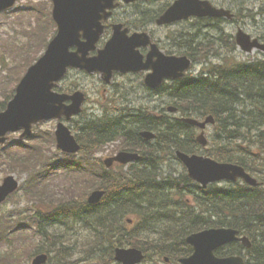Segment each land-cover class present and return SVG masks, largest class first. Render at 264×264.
I'll return each instance as SVG.
<instances>
[{"label":"trees","instance_id":"obj_1","mask_svg":"<svg viewBox=\"0 0 264 264\" xmlns=\"http://www.w3.org/2000/svg\"><path fill=\"white\" fill-rule=\"evenodd\" d=\"M167 6L169 3L161 7V12L150 13V21ZM262 10L256 15L264 16ZM237 20L236 15L234 21ZM196 21L205 24L204 20ZM221 22L218 19L206 24L213 25L216 34L204 32L193 36L181 30L169 36L182 53L195 63L200 61L204 70L197 76L189 73L165 84L161 93L171 97L183 116H214L216 131L211 135L206 154L260 172L264 163V57L237 61L231 56L236 50L235 42L225 34ZM45 43L46 40L42 41L41 47ZM218 47L223 51L216 52ZM211 56L216 60H211ZM32 61L28 59L26 64ZM11 97L7 94L6 101ZM6 101L0 102V110ZM248 104L253 105L250 110L245 109ZM119 106L101 116L76 122L77 137L82 144L79 160L62 161L49 154L46 150L55 141L50 131H40L30 140L18 142L17 147L0 149V168H16L27 174L21 187L27 200L24 207L0 215V264L16 260V253L4 248L12 242L13 232L24 227L25 213L32 214L30 217H34L37 231L44 238L39 248L52 253L50 264H58L74 246L65 245L69 237L81 231L90 237L84 242L90 264H119L114 261V248L125 245L147 251L143 264L163 263L148 253L150 249L159 256H167L165 259L169 258L172 264H179V257L193 251L186 243L190 232L219 226L237 228L254 242L250 249L238 242L229 244L217 251L219 255L245 253L247 264H264V245L256 238L264 229V182L258 187L238 183L201 188L187 174L171 180L162 176L158 179L154 161L161 158L162 151L200 149L196 129L164 110L159 117L148 107H138L137 111L142 113L131 114L133 110L128 105ZM146 128L159 132L156 144L139 136V131ZM221 139H224L222 147L215 152L213 145ZM116 142L125 149L141 152V160L127 167L106 169L95 158V152ZM60 169L77 173L62 182L51 178V172ZM95 188L105 189L106 195L98 204H90L87 195ZM190 195L196 201L193 206L187 200ZM128 218L133 219L132 225ZM261 234L264 236V232Z\"/></svg>","mask_w":264,"mask_h":264},{"label":"water","instance_id":"obj_2","mask_svg":"<svg viewBox=\"0 0 264 264\" xmlns=\"http://www.w3.org/2000/svg\"><path fill=\"white\" fill-rule=\"evenodd\" d=\"M16 0H0V10L12 6ZM126 2L134 0H125ZM54 18L59 24V33L51 41L46 53L40 60L31 66L17 87L14 99L9 103L7 109L0 113V143L6 140L3 137L7 132L23 127L25 132L22 136L31 133L32 124L40 120L61 118L65 116L68 120L74 114L81 112V105L85 95L77 91L74 94H60L52 91L66 73L69 66L85 69L88 72L101 71L105 81L109 82L113 71L121 72L139 71L152 68L153 73L148 75L147 83L156 87L165 78H177L183 76L190 67L191 61L187 57L167 56L159 50L157 45L152 44V55L158 56L155 63L140 64L136 48L142 44L151 43L147 33L135 34L127 37V29L121 30L123 25L114 27V36L106 48L98 56L89 57V51L95 48L96 40L103 31L100 23L102 15L107 8L114 7V0H54ZM192 15L197 16H226L231 18L229 10L218 9L209 1L204 0H176L175 3L157 20L158 24L172 23L186 19ZM97 28V31L94 29ZM85 33L81 34V31ZM81 37L87 39L82 41ZM237 41L246 51L254 47L264 48L257 39L251 40L250 35L239 30ZM78 47V51L72 52L70 48ZM71 101L67 105L65 102ZM191 124L204 128L206 123L213 122L208 117L204 122L188 119ZM59 148L67 152H76L80 149L69 129L63 124L58 125L56 132ZM147 138L153 137L150 132L143 133ZM203 144L206 143L204 134L199 137ZM178 156L189 170L191 178L198 180L204 186L209 182L244 178L248 183L256 185L257 181L246 173L242 166L232 163H218L210 158L198 155H188L178 151ZM137 154L120 152L118 156L109 158L105 162L111 165L115 160L127 163L138 159ZM18 187L14 176H8L0 184V203ZM104 195V191H95L89 201L98 202ZM237 230L220 228L208 229L188 237V243L194 246V253L186 258L180 259L182 264H245L242 257L230 256L219 258L214 255V250L219 246L238 239ZM248 246L250 243L242 238ZM115 259L122 264H138L144 259V254L137 248L118 249ZM47 260V255L37 256L33 263L42 264Z\"/></svg>","mask_w":264,"mask_h":264},{"label":"rangeland","instance_id":"obj_3","mask_svg":"<svg viewBox=\"0 0 264 264\" xmlns=\"http://www.w3.org/2000/svg\"><path fill=\"white\" fill-rule=\"evenodd\" d=\"M173 0H161L160 2H150L149 8L152 9L150 12L158 11L162 5L171 2ZM213 3L217 5H221L222 1L228 3V7L232 9L238 16L237 22H232L230 20H225L221 22V27L223 28L225 34L230 35L234 40L235 35L239 29H243L245 32L249 33L253 37H259L263 42L264 39L261 36H264V16L256 15L260 12L263 7L264 11V0H211ZM233 1V2H232ZM40 2H45V9L49 10V0H20L17 4L19 6L24 7L25 5L37 4ZM242 2V3H241ZM235 4V6H234ZM249 4V5H248ZM126 12H128L126 10ZM18 15L15 14H5L0 16V102L4 100V93L9 94L11 89L14 86L15 78L17 77V73L22 71L24 65L18 64L14 65V58L16 57V53H20L22 48L25 47L27 49V44L30 41V31H33L34 28L37 29V23L34 19V16L31 17V21H29V13H20ZM248 16V17H247ZM213 23V22H211ZM260 23V24H259ZM213 25H206L202 23H195L194 20H188L185 22H181L179 24L170 26V27H158L155 24H150L149 29L155 32V38L160 40L161 46H164L166 49L171 51L174 54L179 53L181 50L178 46L171 45L169 39L165 36L171 32H175L177 29H183V31L189 32L190 34L200 35L204 32H210L212 34H216V31L212 29ZM209 36L207 35V38ZM169 38V37H168ZM202 38V37H201ZM41 41L36 45H32L33 51H31V55L25 59V63L28 59L33 60L39 54L38 51L41 49ZM179 45H183V43H179ZM222 47H218L216 52H222ZM233 56V55H231ZM264 51L260 49H255L253 52H245L238 47L234 57L237 61L245 62L247 60H252L255 57H263ZM8 66L11 68L8 69ZM201 64L198 63L195 65V71H199L201 68ZM142 77L139 75L135 76H117L114 78L113 83L110 85L104 84L99 75L93 77H85L82 74H76L72 72L67 77V84L76 83L80 86V89H83L88 94V101L85 103V114L83 118H91L95 115H102L105 111H112L114 106H126L129 105L131 107H139V106H151L157 107L158 111H160L164 107H168L170 105L171 100L166 95H158L157 93L151 92L141 83ZM175 85V84H174ZM120 107V106H119ZM247 110L253 107V105L248 104L245 106ZM242 109V108H241ZM241 109L238 110V114H241ZM141 114L142 111H135L131 114ZM166 113H169L166 111ZM114 114V113H110ZM76 119H80V117H76ZM57 120L47 121L41 124L40 129L49 130L50 132H54ZM71 126H74V121L70 122ZM235 128V127H230ZM74 131V129H73ZM216 131L215 126L209 127L207 130V136L210 139V135ZM75 132V131H74ZM196 133H200V129H196ZM19 134H15L14 138L10 139V141L15 142L18 139ZM224 139H221L218 143H215L213 146L215 152H217L220 147H222ZM49 146V145H48ZM53 148L52 146H49ZM118 146H114L113 144L110 146H106L100 151L95 153V156L100 159H104L111 155H114ZM52 150L51 153H53ZM158 158V157H157ZM167 165V166H166ZM153 168L156 176H162L163 178H168L171 180L174 177L182 178V175L186 174V167L181 160H179L175 156V152L171 153L170 151H162L161 158H158V161H154ZM16 173H21L20 170L16 168H12ZM263 169V170H262ZM132 170V168H130ZM261 176L264 178V163H261ZM6 172L0 170V182L5 177ZM21 177L24 179L25 176L21 174ZM264 182V181H263ZM243 184L244 181H239L237 183H224L219 186H226L229 184ZM264 187V185H263ZM23 194L20 192L16 199H22ZM14 207V202H9L2 209H12ZM3 211L1 210L0 213ZM30 220V219H29ZM29 220L27 222H29ZM27 226L28 224L25 223ZM30 226H35L36 224L33 221L29 222ZM21 235V241L16 238L18 242L15 243L14 250L18 249V245L20 244L23 248V252L20 257H27V252H30L34 249L37 243L41 240V237L35 233L34 229L27 230L26 227L24 232ZM70 239L66 243V239L63 240L62 243H66L65 245H74L71 249L67 250L65 256L60 258L63 260L65 257L69 262H73L74 264H90L89 260V252L84 248V242L90 237L85 234V232L81 231L75 236L69 237ZM25 245V246H24ZM128 245H125L126 247ZM115 249V248H114ZM98 251V250H97ZM147 252L146 250H143ZM99 252V251H98ZM115 252V251H114ZM148 253L157 260H164L167 256H159L154 253L153 249L148 250ZM96 255V253H93ZM24 261V260H22Z\"/></svg>","mask_w":264,"mask_h":264},{"label":"bare ground","instance_id":"obj_4","mask_svg":"<svg viewBox=\"0 0 264 264\" xmlns=\"http://www.w3.org/2000/svg\"><path fill=\"white\" fill-rule=\"evenodd\" d=\"M233 2V1H232ZM242 3V2H241ZM249 5V4H248ZM234 6H235V4H234ZM261 15V14H260ZM248 17V16H247ZM264 18V17H263ZM260 24V23H259ZM263 25H264V23H263ZM264 27V26H263ZM264 33V32H263ZM258 62V61H257ZM176 104V103H175ZM250 109V108H249ZM243 114V113H242ZM130 117H131V114H130ZM129 117V118H130ZM130 120V119H129ZM200 132H201V129H200ZM141 158H142V154L140 153V159H139V161L141 160ZM252 161V160H251ZM183 163V162H182ZM167 166V165H166ZM246 184H247V182H245ZM249 185V184H248ZM208 186H205V187H203V188H207ZM254 243V242H253ZM123 248H126V247H124V246H117L116 248H115V252L118 250V249H123ZM143 251V250H142ZM249 251V250H248ZM143 253H145L144 251H143Z\"/></svg>","mask_w":264,"mask_h":264},{"label":"flooded vegetation","instance_id":"obj_5","mask_svg":"<svg viewBox=\"0 0 264 264\" xmlns=\"http://www.w3.org/2000/svg\"><path fill=\"white\" fill-rule=\"evenodd\" d=\"M146 21V20H145ZM144 22V21H143ZM146 50H144L143 52H145ZM131 75H133V74H131Z\"/></svg>","mask_w":264,"mask_h":264}]
</instances>
